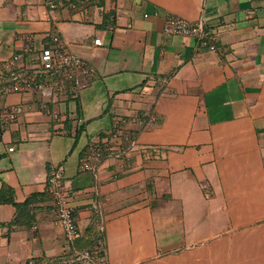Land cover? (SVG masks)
<instances>
[{"label":"crops","instance_id":"obj_1","mask_svg":"<svg viewBox=\"0 0 264 264\" xmlns=\"http://www.w3.org/2000/svg\"><path fill=\"white\" fill-rule=\"evenodd\" d=\"M172 14L202 23L208 44L166 34ZM54 35L93 72L80 91L6 98L23 113L0 120V195L27 204L10 224L17 208L0 201V264L79 250L47 191L56 165L79 247L95 241L108 264H264V0H0V63L33 68ZM140 115L118 158L108 137ZM97 145L109 153L82 169Z\"/></svg>","mask_w":264,"mask_h":264},{"label":"built area","instance_id":"obj_2","mask_svg":"<svg viewBox=\"0 0 264 264\" xmlns=\"http://www.w3.org/2000/svg\"><path fill=\"white\" fill-rule=\"evenodd\" d=\"M54 7L55 3L52 2ZM147 16V14H146ZM131 26V24H129ZM166 34H180L194 37L207 45L206 32L202 23H194L178 15H169L164 24ZM32 37H30L31 39ZM32 40V39H31ZM97 45H103L101 39H96ZM21 54H14L9 59L0 63V120L15 121L22 115V110L17 105H9L6 102L8 95L13 93H33L37 92L41 97L51 98L56 91H64L68 85H71L80 91L89 84L90 75L93 68L87 64L84 59L64 48L63 41L59 35L52 37V43L44 46L39 53V64L33 68L24 70L20 68L23 63ZM42 109L48 113L52 119L62 120L58 110L52 107L49 101H44ZM145 118V117H144ZM131 117L122 119V126L117 127L108 138L114 142V146L121 149L117 157L121 156L129 159V148L125 147V142H129L132 132L135 129H126L129 124L143 127L146 124V118ZM130 131L131 133H128ZM135 140L132 141V144ZM117 145V146H116ZM103 147L95 146L90 149L81 160V168L84 170H93L103 159ZM115 154V153H112ZM123 160V159H122ZM65 173L61 165L52 167L47 179V191L54 198L57 212V223L65 232L66 240L74 245L80 237L77 224L74 219L73 208L67 191L64 188ZM105 248L97 245L94 249L74 250L69 255L60 259L42 261L32 258L28 264H108L105 254Z\"/></svg>","mask_w":264,"mask_h":264},{"label":"trees","instance_id":"obj_3","mask_svg":"<svg viewBox=\"0 0 264 264\" xmlns=\"http://www.w3.org/2000/svg\"><path fill=\"white\" fill-rule=\"evenodd\" d=\"M46 46H48V45H46ZM141 117H143L142 115H140ZM144 118V117H143ZM58 123H62L58 128H57V130L58 129H62V130H66V129H68V132H69V134L71 133V128H72V126H73V124H72V121H71V119H66L65 121H57ZM140 131V129H135L133 132H132V136H131V139H130V141L129 142H125V145H128L127 147H130L131 145H132V141L133 140H135L136 139V135H137V133ZM2 132H3V125H1V122H0V139H1V134H2ZM128 133H131L130 131H127ZM76 134H78V129H76ZM106 135H105V133H104V136L103 137H105ZM126 147V146H125ZM102 152H103V158L105 157V154H108L109 152L108 151H105V149H102ZM7 190L8 189H3V191H2V193H1V195H0V201L1 202H12L15 206H16V208H17V211H18V217H16V219L14 220V221H12V223H10V224H13V223H20V219H19V217L24 213V205H26L27 204V201L26 202H24V203H16L15 201H14V199L12 198V197H8L7 196ZM80 239H77V241L75 242V246L76 247H78V249L79 250H86V249H90V248H92L93 246H94V244H95V241H93V243H91V244H83L81 247H79L80 245L78 244Z\"/></svg>","mask_w":264,"mask_h":264},{"label":"rangeland","instance_id":"obj_4","mask_svg":"<svg viewBox=\"0 0 264 264\" xmlns=\"http://www.w3.org/2000/svg\"><path fill=\"white\" fill-rule=\"evenodd\" d=\"M34 58H35L34 65H38L39 64V54H35Z\"/></svg>","mask_w":264,"mask_h":264}]
</instances>
